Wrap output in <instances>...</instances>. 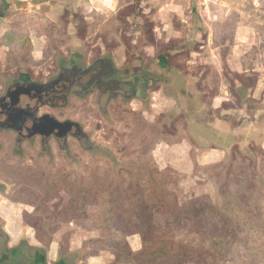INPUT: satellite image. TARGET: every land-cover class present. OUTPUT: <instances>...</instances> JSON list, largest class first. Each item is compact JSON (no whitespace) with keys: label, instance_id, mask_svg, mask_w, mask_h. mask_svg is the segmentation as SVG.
<instances>
[{"label":"rangeland","instance_id":"1","mask_svg":"<svg viewBox=\"0 0 264 264\" xmlns=\"http://www.w3.org/2000/svg\"><path fill=\"white\" fill-rule=\"evenodd\" d=\"M152 1L0 0L1 94L21 75L48 80L59 61L102 56L162 63L197 97L187 110L153 85L139 114L91 132L83 121L100 153L81 144L69 172L0 198L8 229L80 264L102 253L109 264H264V99L249 97L264 79V0ZM13 31L17 48L3 43Z\"/></svg>","mask_w":264,"mask_h":264},{"label":"flooded vegetation","instance_id":"2","mask_svg":"<svg viewBox=\"0 0 264 264\" xmlns=\"http://www.w3.org/2000/svg\"><path fill=\"white\" fill-rule=\"evenodd\" d=\"M78 61L77 58L59 61L53 67L57 73L48 80L21 75L0 93V98L7 101L0 109V196H7L4 201L12 200L14 195L22 196L37 174L61 169L69 172L79 162L81 144L95 156L100 153L89 144L87 134L77 136L76 127L62 138L55 135L23 138L26 131L33 132L29 116L48 114L59 122L76 123L82 131H85L83 121H88L91 132L98 124L103 125L101 121H120V117L129 116L135 111L131 108L134 102L140 108L147 106L153 85L177 97L188 108L197 103L185 76L179 72L167 74L162 63L151 65L146 60L143 65L125 63L119 67L113 59L102 56L87 64ZM50 75L52 72L47 76ZM17 100L18 106H11V101ZM21 120L25 127L20 128ZM104 125L107 127L106 122ZM2 185L11 188L9 193H2ZM3 200L0 201V264H46L38 246L24 239L15 243L10 240L12 234L22 231L15 227L8 229Z\"/></svg>","mask_w":264,"mask_h":264},{"label":"water","instance_id":"3","mask_svg":"<svg viewBox=\"0 0 264 264\" xmlns=\"http://www.w3.org/2000/svg\"><path fill=\"white\" fill-rule=\"evenodd\" d=\"M184 76V75H183ZM185 79L189 82V83H191V85H192V87H193V90H192V94L193 95H195V93H194V86H195V82H194V80L193 79H188V77L186 76L185 77ZM159 91L160 90H162V89H158ZM159 93V92H158ZM155 94H156V92H155ZM165 94V93H164ZM199 93H197V95H198ZM166 95H168L170 98L169 99H171V96L168 94V93H166ZM153 100V98L149 101L150 103L147 105V106H145V107H143V108H140L139 107V104L138 103H133L132 104V106H131V108L133 109V110H135L134 112L133 111H131V114H129V116H131V117H133V116H135L136 114V112L139 114L140 113V111L139 110H146V109H148L149 107H152V105H151V101ZM7 104V101L5 100V98H0V109L2 108V107H4L5 105ZM18 104H19V101L17 100V101H11V106H18ZM196 104L195 105H192L191 107H187V110L189 109V110H191V109H197L196 107ZM198 108H201V105H200V102H199V105L197 106ZM175 110V109H174ZM144 114H146V112H142V114H141V119H143V115ZM128 117V116H127ZM29 120L28 121H30L31 122V129H32V131L33 132H29V131H26L27 132V136H24L23 138H32V137H35V136H38V135H40V136H43V137H49V136H58V137H66L67 135H68V132L70 131V130H73V128H75L76 127V130H77V136L78 137H82L84 134H86V132L85 131H82L81 130V126L80 125H78V124H76V123H73V122H69V121H67V122H59V121H57L55 118H53V116H51V115H48V114H46V115H43V116H40V117H35L34 115H32V116H29ZM22 121V123H21V127L20 128H22V127H25V123H24V121L23 120H21ZM25 121H26V119H25ZM20 122V121H19ZM80 126V127H79ZM19 127H17V131L21 134V132H22V130L20 129ZM202 131H203V129H202V127H200V128H197V129H195V132L196 133H202ZM188 133H192V132H188ZM197 135V134H196ZM22 136H23V134H22ZM194 137H196V136H194ZM196 139H198V141L200 142V143H202L203 145L204 144H209V141L208 140H204L201 136H197L196 137ZM0 198H2V199H7V196L5 195V196H0ZM3 205H5V204H3ZM2 205V206H3ZM7 224H8V222H7ZM10 226H12L11 224H9ZM8 225V226H9ZM27 233L25 232V235H26ZM21 235H24V232L22 231L21 232ZM24 240H27V241H29L30 242V240H28V238L27 237H25V238H23ZM33 245H35V246H38L39 247V249H41V247L39 246V245H41L40 243H32ZM39 244V245H38ZM42 250V252H43V255L45 256V250H46V248H43V249H41ZM75 257H78L77 255L75 256V255H70V254H66L65 256H61L60 257V259H59V262L58 263H56V264H67V262H66V259L67 258H70V260H75L76 258ZM46 263V262H45Z\"/></svg>","mask_w":264,"mask_h":264},{"label":"crops","instance_id":"4","mask_svg":"<svg viewBox=\"0 0 264 264\" xmlns=\"http://www.w3.org/2000/svg\"><path fill=\"white\" fill-rule=\"evenodd\" d=\"M156 1V0H155ZM154 0L152 1V3L155 2ZM118 7H119V1L117 2V5L115 7V9L112 11V12H117L118 11ZM263 75L264 77V73L261 74ZM261 77V78H263ZM264 80V79H263ZM263 80H259L257 83H256V86L255 88L252 90L251 92V96H249L251 98V100L253 101H262L264 99V82ZM216 100V99H215ZM214 100V102H215ZM220 102V101H219ZM201 109V108H200ZM257 122V120L255 121V123ZM227 126V124H225ZM224 125V126H225ZM225 128V127H224ZM218 132H226V133H229V131L225 130V129H222L221 128V125L217 126L215 128ZM236 130V129H235ZM238 131V130H237ZM240 133H236V131H232V136L236 137V136H239ZM215 135V134H214ZM213 141V140H211ZM210 142V141H209ZM204 145H208L207 144H204ZM218 145V144H217ZM219 147V146H218ZM9 225V224H8ZM12 238H19V239H23L25 238V235H21V234H12L11 235ZM130 244L132 245H138V241L135 239L133 241H130ZM52 245H50L49 247L46 248L45 250V262L46 264H56L59 262V259L61 257L60 255V248H57L56 250L52 249ZM103 254V253H102ZM102 254H99L97 256H90L88 257L86 260H85V263H82V264H109V263H105L104 260H105V257L102 256ZM105 256V255H104ZM76 259L73 261V260H70V258H67L66 259V262L67 264H80L81 263V260L79 257H75Z\"/></svg>","mask_w":264,"mask_h":264},{"label":"trees","instance_id":"5","mask_svg":"<svg viewBox=\"0 0 264 264\" xmlns=\"http://www.w3.org/2000/svg\"><path fill=\"white\" fill-rule=\"evenodd\" d=\"M19 33L16 32V31H13L11 33H7L5 34L4 36V39H3V43H5V45H7L8 47L12 48L13 46H11L10 44L13 42L14 43V47H19L20 46V43L17 42V37H19L18 35Z\"/></svg>","mask_w":264,"mask_h":264}]
</instances>
